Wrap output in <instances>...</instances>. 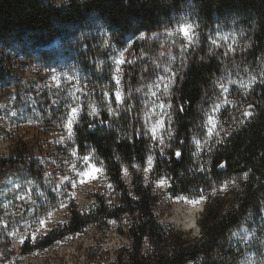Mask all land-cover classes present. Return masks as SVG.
<instances>
[{"label":"trees","instance_id":"16d2710c","mask_svg":"<svg viewBox=\"0 0 264 264\" xmlns=\"http://www.w3.org/2000/svg\"><path fill=\"white\" fill-rule=\"evenodd\" d=\"M188 18L197 23L202 38L172 93L173 122L165 121V126L173 136L160 145L149 134L141 135L146 131L135 84L155 72L153 62L161 46L156 47L151 36ZM225 24L246 30L239 61L264 60V0H0V85L12 81L16 92L23 88L17 74L54 55L56 47L68 53L85 47L92 65L125 50L129 40L134 54L127 72L132 92L118 116L106 114L100 120L105 123L83 121L75 128L78 154L99 160L113 198L94 193L92 209L70 208L67 222L39 242H25L22 254L51 247L89 227L104 233L115 224L126 243L115 250L111 264H230L232 233L249 218L259 219L264 206V81L244 97L245 105H251L250 118L212 149L203 154L193 150L191 141L203 123L202 106L213 97L224 68L223 59L210 49L209 35ZM141 33L145 39H138ZM175 151L182 156L177 158ZM149 155L155 163L147 180L143 169ZM28 168L36 177L33 161ZM125 169L129 184L123 178ZM160 178L167 179L169 207L178 197L205 198L197 222L200 238L162 223L156 211L163 197L156 189ZM1 222L0 230H5Z\"/></svg>","mask_w":264,"mask_h":264},{"label":"rangeland","instance_id":"374dc122","mask_svg":"<svg viewBox=\"0 0 264 264\" xmlns=\"http://www.w3.org/2000/svg\"><path fill=\"white\" fill-rule=\"evenodd\" d=\"M185 22L193 25L196 44L187 52L181 53L180 45L186 41H183L182 35L178 33L179 25L152 35L151 39L157 43L156 47L161 46V51L153 62L155 72L149 76L145 75L135 84L134 92H138L144 130L148 132L156 120L162 119L164 126L159 129V135L164 141L173 136L166 128L165 121L169 125L173 122L172 93L178 76L188 56L200 46L202 38V33L192 18L185 19L182 23ZM224 37L227 39H223ZM209 38L210 49L223 59L224 68L211 91L214 92L213 97L202 106L203 123L191 141L193 150L199 154L229 137L237 126L252 116V113L251 116L243 115L244 111H249L244 97L251 92L255 84L264 81V60L259 64L238 60L247 41L244 28L225 24L216 27ZM212 40L217 43L213 45ZM132 47V41L129 40L125 50L108 55L109 58H105L101 65H92L87 61L85 47L71 50V55L68 51L56 47L54 55L43 57L39 63L32 64L26 71L17 74L16 80L23 85L21 92L12 89V81L0 85V166L2 164L4 168L2 170L0 167V218L2 227L5 228L0 230V264H111L115 250L126 243L117 233L115 224L104 233L89 227L82 233L68 236L51 247L36 250L31 254L21 253L24 243L20 241L26 238L25 242H39L48 232L68 221L70 208L77 207L81 211H89L94 207L93 194L96 192H105L113 198L111 184L99 165V160L94 155H89L86 162L78 154L75 128L83 121L93 124L99 122L102 116L109 113V109H115L114 115L108 114L113 118L121 112L124 103L117 106L114 95L119 88L125 102L128 92H132L127 73L134 62ZM105 50L109 52L108 49ZM121 54L128 62L121 65V71L117 74L115 61ZM172 57L176 59L173 60ZM181 59L184 61L183 67ZM165 68L170 71L165 73ZM172 72L176 73L175 80L169 84V90L165 93L158 76H171ZM114 75H119V85H116ZM157 83H161L160 88L154 86ZM220 84H224L228 91L224 92ZM153 91L157 93L156 96L152 95ZM169 102L171 108L158 107L159 103ZM69 105H79L81 108L71 139L68 138L64 126V118L70 111ZM215 105H220L218 111H214ZM93 107L98 115L88 116L87 113ZM209 115L214 117L216 123V128L211 134ZM149 136L151 137L150 133ZM31 161L37 170L36 177L30 175L28 164ZM154 163L153 157V166ZM93 165L101 169L96 173L95 179L79 175L87 172ZM143 172L145 179L149 180L151 171ZM41 174L45 177L39 179ZM64 177H69L75 186ZM123 178L126 184L130 183V173L127 169L123 172ZM156 189L163 194L156 210L162 223L190 232L193 238H200L199 226L186 229L170 220L176 204H190L189 201L199 200V203L203 204V210L197 220L199 221L206 204L205 198L189 200L178 197L171 199L169 207L168 200L171 197L167 193V184L163 187L156 184ZM26 193L28 195L25 199L18 198ZM61 202L67 207H61ZM49 212L52 216L46 226L39 228L38 220L47 217ZM38 229L42 234H39L35 241L28 238L37 233ZM231 246L233 257L230 264H264V206L259 219L249 218L232 233Z\"/></svg>","mask_w":264,"mask_h":264},{"label":"snow or ice","instance_id":"6c2138e0","mask_svg":"<svg viewBox=\"0 0 264 264\" xmlns=\"http://www.w3.org/2000/svg\"><path fill=\"white\" fill-rule=\"evenodd\" d=\"M178 33L180 35H182L183 37V41H186L185 42H182L181 45H180V49H181V53H185L188 51V49L192 46H194L196 44V35H195V32L193 30V25L190 24V23H182L179 25L178 27ZM169 35H173V33H169ZM138 39H145V36L143 33L140 34V36L138 37ZM223 39H227V37H224ZM173 43H175V41H173ZM211 43L213 45H215L217 43L216 40H212ZM170 55V54H169ZM173 60H175L176 58L175 57H172ZM128 61H126L124 58H123V54H121V57L119 59H117L115 61V64H116V73H120L121 71V65L126 63ZM184 66V61L183 59H181V67ZM157 67H160L159 65H157ZM147 71V70H146ZM163 71L165 73H168L170 70L165 68L163 69ZM175 76H176V73L175 72H172L171 73V76H158V80L163 84V89H164V92L167 93L168 90H169V84L170 83H174V80H175ZM54 79H56L54 77ZM113 79L115 80L116 82V85H119L120 84V77L119 75H114L113 76ZM164 81H168V82H164ZM161 83H157L155 84L154 86L156 88H160L161 86ZM220 87L221 89L224 91V92H227L228 91V88L224 85V84H220ZM79 91V89H78ZM139 91V89L137 90ZM152 95L153 96H156L157 93L155 91L152 92ZM76 99H79V97H76ZM114 102L117 104V106H119L120 104L124 103V100H123V96H122V93L121 91L119 90V88L116 89V92H115V95H114ZM226 103H230V101H226ZM154 106H157L154 104ZM158 107L161 108V109H164L166 107L168 108H171L172 105L171 103H159L158 104ZM219 107L220 105H215L214 106V111H218L219 110ZM251 107V105H249V108ZM69 108H70V111L66 114V117L64 118L65 119V127L67 129V132H68V138L71 139L72 135H73V130H74V125H76L78 123V118L80 116V111H81V108L79 105L77 106H71L69 105ZM183 107L182 106H179V111H183ZM109 115H114L115 114V109H109ZM88 116H96L98 115V113L95 111V108L93 107L91 111H89L87 113ZM243 115L244 116H251V112L249 111H244L243 112ZM100 123H105V121H100ZM208 124L211 125V127L209 128V134H211L213 132V130L216 128V123H215V120H214V117L209 115L208 117ZM164 126V121L162 119H158L155 121V123L151 126V128L148 130V132H144V133H141V135H146V134H149L151 135V139L153 140H156L158 141V143L160 145H163L164 144V140L163 138L159 135V129L163 128ZM169 135H171V133L169 132ZM197 147H199V141H197ZM161 154H163V150H161ZM73 155H75V152H73ZM174 155L177 157V158H180L182 156V153L180 151H175ZM84 161H88L89 160V157L88 156H85L83 157ZM147 167H145L143 170L145 172H150L152 171L153 169V157L151 155H149L147 157ZM223 166V165H221ZM74 170V168H73ZM101 169L99 168H96L95 165L91 166V168H89V170L87 172H82L80 173L79 175L81 177L83 176H88L89 178L91 179H95L96 177V173L100 172ZM201 171H203V169H201ZM245 178H247V174L245 173ZM64 179L68 180V182L70 184H72V186L74 187L75 186V183L69 178V177H64ZM83 179L81 180V183H83ZM167 184V179L166 178H160L158 181H157V186L158 187H163ZM28 194L26 193L25 196H20L18 197L19 199H25V197L27 196ZM201 199H204V197H201ZM190 203H199L200 201L199 200H192V201H189ZM61 207H67V205H65L63 202H61ZM52 216V213L49 212L48 213V216L45 217L44 219H39L38 220V225H39V228H44L48 222V219H50V217ZM39 234H42L39 232V229L37 230V233H33L30 237V239H32L33 241H35L37 238H38V235ZM26 239V238H25ZM25 239H21V243H25Z\"/></svg>","mask_w":264,"mask_h":264},{"label":"bare ground","instance_id":"6f19581e","mask_svg":"<svg viewBox=\"0 0 264 264\" xmlns=\"http://www.w3.org/2000/svg\"><path fill=\"white\" fill-rule=\"evenodd\" d=\"M202 205L201 203L176 204L170 222L178 226H183L186 229L197 228V220L202 212Z\"/></svg>","mask_w":264,"mask_h":264}]
</instances>
